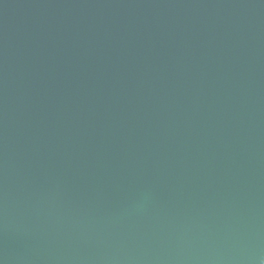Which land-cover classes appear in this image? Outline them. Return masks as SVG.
<instances>
[{"label":"water","instance_id":"water-1","mask_svg":"<svg viewBox=\"0 0 264 264\" xmlns=\"http://www.w3.org/2000/svg\"><path fill=\"white\" fill-rule=\"evenodd\" d=\"M0 264H264V0H0Z\"/></svg>","mask_w":264,"mask_h":264}]
</instances>
